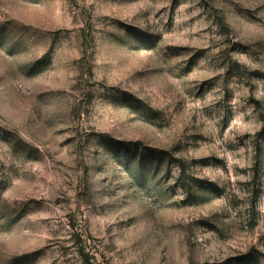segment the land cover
<instances>
[{"label":"rangeland","instance_id":"rangeland-1","mask_svg":"<svg viewBox=\"0 0 264 264\" xmlns=\"http://www.w3.org/2000/svg\"><path fill=\"white\" fill-rule=\"evenodd\" d=\"M248 252L264 264V0H0V264Z\"/></svg>","mask_w":264,"mask_h":264},{"label":"trees","instance_id":"trees-1","mask_svg":"<svg viewBox=\"0 0 264 264\" xmlns=\"http://www.w3.org/2000/svg\"><path fill=\"white\" fill-rule=\"evenodd\" d=\"M146 154H149L150 156H154L155 154L158 155L159 159H164L166 157V151L164 150H160V149H156L154 147H149L148 148V151ZM169 161H172V160H175L178 162V166L180 167V173H179V177L182 178L184 177L186 174H185V165H184V162L180 159V158H176V157H172V155L169 154ZM182 188L186 189V183L185 181L182 183ZM187 192V191H186ZM252 252H248L246 255H244L242 258V262L244 264H247V257H249L251 255ZM255 262L258 263V257L255 256Z\"/></svg>","mask_w":264,"mask_h":264}]
</instances>
